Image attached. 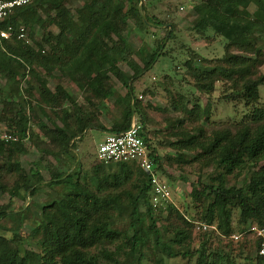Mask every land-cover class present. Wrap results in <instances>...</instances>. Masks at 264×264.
Listing matches in <instances>:
<instances>
[{
    "label": "trees",
    "instance_id": "1",
    "mask_svg": "<svg viewBox=\"0 0 264 264\" xmlns=\"http://www.w3.org/2000/svg\"><path fill=\"white\" fill-rule=\"evenodd\" d=\"M127 2L123 10L113 0H89L81 8L75 9L74 19L63 6V0H35L15 9L0 21V30L7 26L15 30L9 39L0 38V78L6 83H16L19 73L14 68L24 71L27 67V75L34 84L26 83L22 91L24 101H17L9 90L0 88V123L17 139L15 142L0 141V194H7L9 201L20 192L32 198L38 190L36 185L42 182L37 170L27 176L19 167L18 156L25 153L22 143L25 140L35 145L42 156L48 155L47 148H52V157L65 168L64 171H52L48 182L44 183L50 189L59 188L60 192L58 200H51L39 211L40 224L35 228L34 239L31 238L35 240V249L26 248L28 239L15 234L23 225L28 208L9 211L8 204L0 205V232L9 235L0 234V264H144L141 248L146 239L140 232L138 202L145 206L146 216L150 219V183L146 175L134 162H97L92 166L89 177L93 192L80 183V162L67 174L76 159L72 140L76 138L79 141L85 130L105 129L94 122L90 115L84 114L81 106L76 105L62 88L56 86L54 90H49L46 79L32 68L41 67L47 73L57 69L73 81L82 94L97 99L101 107V100L112 98L120 118L108 132L119 133L127 129L130 118L140 114V106L132 96L129 82L151 67L156 59L165 56L163 41H170L174 32L172 24L164 25L160 29L164 35L153 40V52L149 53L142 47L132 51L121 36L127 19H133L137 28L143 31L150 25L158 29L161 23L149 18L144 13V7H141V11L145 21H142L138 9L130 5L131 0ZM200 3L204 7L196 4L192 8L195 13L191 25L193 34L200 38L217 36L223 41L225 53L236 51L239 55L231 58L223 56L211 65L205 63L207 65L201 66L193 65L191 59L187 58L183 66L188 70L197 91L208 94L212 91L213 82L229 81L235 85L231 96L241 100L245 107H252L258 98L257 88L264 81L262 75L254 77L252 73L261 64L262 52L254 45V40L264 35V0H200ZM249 5L255 8L251 14L247 11ZM210 8L215 12H210ZM38 11L43 12L49 18L48 22L58 30L55 35L47 33L45 42L52 50L50 54H44L40 44H36L33 51L16 38L19 26L30 28L33 24L41 23ZM223 18L228 19V26L223 24ZM231 26L240 29L243 38ZM62 54L67 56L64 61L60 59ZM132 55L137 57L141 66L131 58ZM117 63H123L131 74L121 71ZM108 75L126 89L123 96L115 93L108 82ZM34 93L37 108H47L51 113L59 110L53 116L61 126L55 125L49 118L47 123L51 128L41 121L35 123L48 143H43L33 133L24 115L25 107L30 110L29 100ZM87 96L84 98L88 102ZM247 116L241 125L212 130L209 137H204L198 130L197 136L179 141L185 143L184 146L195 143L194 148L200 150L205 157L204 164L211 169L210 182H197V186L192 184L189 192L193 201L204 204L199 220L213 227L210 234L231 236L234 232L230 219L232 210L238 213L237 227L250 222L264 226V113L254 108ZM138 123L145 131L142 121ZM200 138L202 143L199 142ZM144 142L158 174L165 178L159 157L146 138ZM108 165L114 166L112 173L106 170ZM3 171L14 177L11 185L3 181ZM244 171L247 173L239 187L226 186L225 178L235 179ZM130 180L136 189L132 196L131 192L123 189ZM119 189L122 193L117 192ZM120 194L133 197L129 213V237H123L124 229L119 230L113 222L112 201L118 200ZM3 220L10 221L11 226H3ZM182 222V227L176 226L175 235L166 243L160 242L154 222H150L148 231L152 235V246L163 255L156 263L160 264L163 258L177 256L189 262L195 256L194 264H232L230 257L211 251L203 244L195 251L189 250V225L187 221ZM171 244H175V252ZM254 245L256 243L252 241L253 248ZM243 261L244 264H264L255 255L253 261L247 258Z\"/></svg>",
    "mask_w": 264,
    "mask_h": 264
},
{
    "label": "rangeland",
    "instance_id": "2",
    "mask_svg": "<svg viewBox=\"0 0 264 264\" xmlns=\"http://www.w3.org/2000/svg\"><path fill=\"white\" fill-rule=\"evenodd\" d=\"M88 1L63 0V6L69 11V15L75 19V9L81 8ZM114 2L120 4L123 10L128 4L127 0H113ZM196 4H201L204 7L200 0H131V6L137 9L140 7V10H138L140 16L146 13L149 18L160 22L161 26L158 29L147 26L148 29L143 31L137 28L133 19H127L125 28L121 32V36L132 51L142 47L151 53L155 50L153 40L160 39L164 35V32L160 29L168 24H172L174 27L173 38L164 42L165 56L156 59L151 67L141 73L133 82H129L132 87V96L140 106V114L134 115V119L137 122L142 121L143 125H145L148 141L150 140L154 153L160 159L161 169L165 176V178L162 176V179L169 187V200L161 203L156 208H152L150 219L146 216L145 206L141 201L138 202V212L141 221L140 232L146 239V243L144 242L141 248L142 262L144 264H159L156 261L163 257L152 246V235L148 231L151 221L154 222L155 230L162 243L169 242L175 235V227H182V221H187L191 234L187 243L189 250L195 251L199 245L203 244L211 251L223 253L230 257L232 264H244L243 259L245 258L250 261L254 260L252 240L249 234L244 235L239 242H231L229 237H222L214 233L210 234V229L201 230L200 225H203V223L199 219H201L204 204L193 201L189 196V192L192 184L197 186V182L203 184L210 182L211 169L204 164L205 157L201 155L200 150L194 148L195 143L184 146L183 144L185 143H179V141H186L188 138L197 136L198 130L201 131L204 137H209L212 130L241 125L254 108L261 109L264 113V81L257 88L258 98L255 105L249 108L245 107L241 100L234 99L231 96V93L235 90V85L232 82L225 80L215 81L212 85V91L208 94L201 93L195 89L192 79L188 76V70L183 66L185 59L190 58L193 65L197 66L200 64L199 66H201L207 65L205 63L211 65L213 61H217L223 56H225L224 58H231L233 55H239L236 51L225 53L223 51V41L217 36L200 38L193 34L191 25L195 13L192 8ZM141 7H144V13L141 11ZM254 9L253 5L247 7L249 14ZM209 11L215 12L212 8ZM38 16L41 20L40 24H33L30 28L19 26L16 34L22 29V37L17 41H20L33 51L36 50L35 45L40 44L43 53L50 54L52 50L45 42L47 33L55 35L58 30L54 24L48 22L49 18L43 12L38 11ZM222 22L225 26L229 25V21L226 18H223ZM231 27L238 36L243 38L240 29ZM13 33H15V30L12 28L11 36ZM111 37L114 39L113 36ZM106 43L109 45L107 41ZM254 45L260 49L262 57L261 64L252 73L254 77L262 75L264 78V35L254 40ZM0 49H2L1 43ZM131 58L141 66L137 57L132 55ZM60 59L62 61L66 60V54H62ZM117 67L127 73V75L131 74L123 63H117ZM32 68L46 79V85L49 90H54L56 86L62 88L76 105L81 106L84 114L90 115V118L105 130L119 120V113L112 102V98L101 100L103 105L101 107L97 99L82 94L75 83L57 69L47 73L44 68L37 66L35 68L32 66ZM14 70L19 73L17 82L6 83L3 78H0V88L9 90L17 101H24L25 98L22 91L25 89L27 82L33 84V81L27 75V67L24 71L18 68H14ZM108 78V82L115 93L123 96L126 89L112 76L108 75ZM32 95L33 97L29 100L31 101L30 110L25 107L24 115L33 133L43 143H48L35 123L41 121L46 127L51 128L47 123V118H49L55 125L61 126L60 122L54 117V113L58 114L59 110H54L51 113L47 108H37L36 93ZM84 96H87L88 102ZM61 107L63 108L64 105ZM0 127L5 128L2 123H0ZM91 129L84 131L79 141L74 138L72 143L74 145L73 151H77L79 162L81 163L80 183H84L87 188L95 192L89 177L92 166L97 164L95 158L96 147L103 140L105 133L98 128ZM199 142L202 143L203 140L200 138ZM22 143L25 153L18 156L20 169L27 176L31 171L37 170L42 182L36 185L38 190L32 198L20 192L16 193L9 201L7 194H0V205L8 204L9 211L28 208L25 221L15 231V234L18 237L27 238L28 246L26 248L33 250L35 249V240H33L35 228L40 224L39 211L43 206L48 205L51 200H58L60 192L59 188L50 189L44 183L48 182L52 171H64L65 168L52 157V148H47L48 155L42 156L36 151L35 145H31L26 140ZM39 146L42 147L41 144ZM106 170L112 173L114 166L108 165ZM246 173L244 171L235 179L231 177L225 178L226 186L235 185L239 187L244 181ZM4 175L3 181L11 185L14 177L5 173ZM131 184L132 180L123 189L131 192L132 196L135 194L136 189ZM117 192L122 193V190L119 189ZM132 203L133 197H127L124 194L119 196L118 200L112 201L113 222L119 230L124 229L123 237L131 236L128 223ZM237 215V211L232 210L230 219L234 232L231 235L242 232L249 224L237 227ZM2 223L5 227L11 226L10 221L3 220ZM0 234L6 237L9 236L5 233L2 234V232ZM171 245L175 252V244ZM110 249L113 250V247H110ZM195 260V256L189 262L177 256L163 258L160 264H194Z\"/></svg>",
    "mask_w": 264,
    "mask_h": 264
},
{
    "label": "built area",
    "instance_id": "3",
    "mask_svg": "<svg viewBox=\"0 0 264 264\" xmlns=\"http://www.w3.org/2000/svg\"><path fill=\"white\" fill-rule=\"evenodd\" d=\"M35 0H0V21L7 18L12 12L20 7L29 5ZM12 28L7 26L0 30V38L9 39ZM22 37V29L16 34V38ZM144 130L134 119L130 118L127 129L119 133H106L103 140L97 145L95 158L103 164H118L123 162H134L146 175L150 183L149 202L152 208H156L163 202L169 200V187L158 174L155 164L149 157V151L144 142ZM17 139L7 130L0 127V141L15 142ZM201 230L213 229L211 226L200 225ZM246 234L256 243L253 251L256 257L264 263V226L255 223L249 224L242 232L229 236L232 242H237Z\"/></svg>",
    "mask_w": 264,
    "mask_h": 264
},
{
    "label": "water",
    "instance_id": "4",
    "mask_svg": "<svg viewBox=\"0 0 264 264\" xmlns=\"http://www.w3.org/2000/svg\"><path fill=\"white\" fill-rule=\"evenodd\" d=\"M138 10H140V7H139V9ZM141 19H142V21H145V17H144V15H142L141 14ZM147 25H150V24H147ZM151 27H152V25H150ZM168 31H169V27H168ZM166 40V39H165ZM165 40L163 41V43L165 42ZM74 154H75V156H76V159H75V162H74V164H73V166L71 167V169L67 172V174L72 170V168L79 162V157H78V154H77V151L75 150L74 151Z\"/></svg>",
    "mask_w": 264,
    "mask_h": 264
},
{
    "label": "crops",
    "instance_id": "5",
    "mask_svg": "<svg viewBox=\"0 0 264 264\" xmlns=\"http://www.w3.org/2000/svg\"><path fill=\"white\" fill-rule=\"evenodd\" d=\"M112 127H113V126H111L109 129H111ZM109 129L106 128V130H104V131H102V132H104L105 134H106V133H109V132H108ZM88 130H92V129H88ZM85 131H86V130H85ZM146 132H147V130L144 131V135H145V138L147 139V142L150 144V140L148 141V136H147ZM83 133H84V132H83ZM83 133H82V134H83ZM104 136H105V135H104ZM240 240H241V239H240ZM240 240H239V241H240ZM239 241H237V242H239ZM252 253H253V255H254V251H253V250H252Z\"/></svg>",
    "mask_w": 264,
    "mask_h": 264
}]
</instances>
